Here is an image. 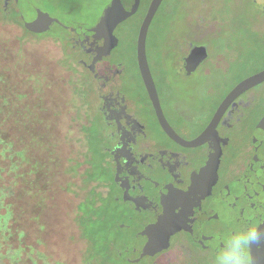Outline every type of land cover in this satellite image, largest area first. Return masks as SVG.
<instances>
[{"label": "rangeland", "instance_id": "rangeland-1", "mask_svg": "<svg viewBox=\"0 0 264 264\" xmlns=\"http://www.w3.org/2000/svg\"><path fill=\"white\" fill-rule=\"evenodd\" d=\"M150 1L139 0L137 14L123 19L135 0H121L114 16L111 12L119 0H15L10 9L22 8L16 22L36 27L43 13L54 21L49 31L24 33L19 26H0V230L4 234L10 226L12 232L20 230L13 244L43 253L53 264L106 260L110 264H216L218 254L191 240L197 239L194 219L225 186L241 177L253 158V135L264 120V83L240 99L250 104V115H244V127L235 141L219 148L221 160L205 163L214 173L195 170L184 197L171 190L172 185L160 184L161 218L169 232L159 245L138 246L127 232L105 231L103 239L116 240V252L109 257L104 243L103 252L92 256L77 224L78 206L90 190L98 189L95 183L87 184L88 170L99 165L100 140L108 133L101 130L94 74L85 70V59L77 62L84 46L74 40L94 36L105 46L111 37L98 36L105 31L106 20L122 21L114 31L116 46L109 57L98 52L94 62L121 64L124 78L112 84L111 92L128 101L139 99L141 108L128 104L125 110L142 126L151 124L134 59L137 28ZM5 4L0 0L2 18L7 17L2 10ZM201 45L207 48V60L190 76L179 73L189 48ZM146 55L167 116L182 137L191 138L231 87L264 69V0H167L149 26ZM177 111L184 120L176 117ZM153 134L148 132V138ZM227 168L228 178L223 179L220 174ZM196 174L203 179L196 180ZM189 212L193 218L188 224H178L180 216L188 213L189 218ZM95 219L101 223L98 211ZM132 221L128 217L127 225ZM12 258V253L0 248V264H26Z\"/></svg>", "mask_w": 264, "mask_h": 264}, {"label": "flooded vegetation", "instance_id": "flooded-vegetation-1", "mask_svg": "<svg viewBox=\"0 0 264 264\" xmlns=\"http://www.w3.org/2000/svg\"><path fill=\"white\" fill-rule=\"evenodd\" d=\"M10 3L16 2L15 0H8L7 4L9 6ZM21 10L22 8L18 6V8H13L10 13L20 15L21 13L19 11ZM86 38L82 41L74 40V42L84 46L81 52L91 63L93 60H96L97 48L101 44L97 40L95 41L92 36ZM192 47L189 48L187 54L182 59V68L178 70L179 73L185 74L186 76L192 75L208 58L207 56L195 71L187 74L184 68V59ZM134 59L137 78L143 89L142 99L147 102L152 118L151 124H143V126L130 111L127 112L125 110L128 104L141 108V101L137 98L128 101L121 94L111 92L112 84L124 78L123 69L120 67L121 64L114 62L112 64L110 62L111 65H108L106 63L98 64L95 62L92 71L86 67L87 70L94 74L98 85L101 102V107L98 110L102 116L100 122L101 130L104 132L107 131L108 133V137L105 140H100L99 144V159L101 165L107 169L108 175L104 180H100L97 184H94L98 188L95 191L99 197L109 198V200L114 201L115 206L123 213L124 223H122L120 229L122 232H127L130 235L132 233L134 234L136 229L143 228L146 224L154 223L161 218L164 207L160 200V184L172 185L171 190L177 191V193L182 194L184 197L189 190L191 177L196 172L195 170L205 168V172H213L205 167V163L212 162L215 159L220 161L222 153L219 152V148L224 145L227 147L228 140L235 141V135L242 131L244 127L242 119H244V115H250V104L240 99L254 88L245 91L233 100L223 114H221L211 135L203 143L197 146H184L170 138L163 130L139 73L136 56ZM153 82L162 115L167 125L184 142L194 141L207 129L221 102L238 83L223 95L211 112L207 122L197 134L186 139L177 132L174 124L167 116L161 93L154 79ZM90 114L92 115L91 112ZM176 117L180 120L185 119L184 114L179 111L176 112ZM263 126L264 120L253 135L251 150H253L254 154L245 168L244 173L239 179L225 186L215 200L194 219L195 232L200 238V243L215 254H218V252L210 243L206 242L203 231L206 235H212L216 232L220 233V237L216 240L219 241V246L224 247L226 238L236 231H230L229 227L236 225L235 222L237 223L239 221L232 210V203H234V210L241 208L247 210L246 205H251L252 209L256 211H260V207L264 203ZM151 131L154 134L149 139L147 134ZM107 141L110 147H108ZM182 150H194L195 152L188 154ZM85 169H87V166H85ZM220 177L223 179L228 178V168L220 174ZM201 179H203L202 175L196 174V180ZM128 217L133 220L131 225H127ZM133 217L135 218L133 219ZM187 217L188 213L180 216L178 224H188V221L193 218V215L189 212V218ZM217 223L219 224L218 226H216ZM227 226L228 232L226 231ZM251 249L252 251H249L250 264H264V249L257 245H253Z\"/></svg>", "mask_w": 264, "mask_h": 264}, {"label": "water", "instance_id": "water-1", "mask_svg": "<svg viewBox=\"0 0 264 264\" xmlns=\"http://www.w3.org/2000/svg\"><path fill=\"white\" fill-rule=\"evenodd\" d=\"M8 0H5V3H7ZM121 0H119L117 7L112 9L111 16L116 15L117 11L120 10ZM163 0H151L146 13L142 19V22L140 24V27L138 29L137 33V39H136V61L139 73L141 75L142 81L144 83L145 89L148 92V95L150 97V100L152 102V105L154 107L156 116L158 118L159 123L161 124L163 130L167 133V135L172 138L173 140L177 141L178 143L184 145V146H197L203 143L213 132L221 114L225 111V109L233 102L234 99H236L238 96H240L245 91L256 87L262 83H264V69L252 74L240 82H238L228 93V95L224 98V100L221 102L220 106L218 107L210 125L207 127V129L194 141L191 142H184L182 141L175 133L171 130V128L167 125L160 108V104L158 101V96L156 93L155 85L151 76V72L148 66L147 61V55H146V38L149 26L160 7ZM138 4L139 0H135V6L130 8L129 10L123 12L124 16L123 19H128L129 17L135 15L138 10ZM38 25L36 27H33L27 22H23V26L28 31H33L39 34H43L49 31L51 24L54 22L52 18L49 16L40 13L38 15ZM122 21H118L114 19L113 17H109L106 20V29L102 33V35H99L98 37H111L108 39V41L105 43V46H100L98 48V52L104 55L105 57L109 55V53L112 50V47L116 46L115 43V37L113 36V33L117 26ZM94 39H98L97 37L92 36ZM111 47V48H110ZM208 56L207 50L205 46H194L189 51L188 55L184 59V68L187 74L192 73L195 71V69L198 67V65L204 61ZM264 128V126H263ZM262 128V129H263ZM264 140V137L262 138ZM234 203H232V210L234 214L238 217L239 221L236 225H233L229 227L230 231L238 230L242 225H250L252 227H258L260 228L261 232H264V203L260 207L259 210H253L251 205H246L247 210L245 209H237L234 210ZM219 223V222H218ZM217 223L216 226L219 224ZM226 231L228 232V226L226 227ZM204 239L206 242L210 243L213 248L219 253L220 250H222L223 246H219V241L216 240L218 237H220V233L216 232L212 235H206L203 231ZM257 245L259 247H262L264 249V240L257 242ZM252 251V249H250Z\"/></svg>", "mask_w": 264, "mask_h": 264}, {"label": "trees", "instance_id": "trees-1", "mask_svg": "<svg viewBox=\"0 0 264 264\" xmlns=\"http://www.w3.org/2000/svg\"><path fill=\"white\" fill-rule=\"evenodd\" d=\"M165 1L167 0H163L159 9L162 7ZM2 10L8 13L6 14L7 15L6 18L0 17V26H6V25L7 26H19V27L24 28L23 22L21 21L16 22V20L20 18V15L18 14L15 15V14L10 13L12 10L10 9V6L7 3L2 7ZM146 10L143 13V15H145ZM23 30H24V33L27 32L25 28ZM137 31H138V28H137ZM113 36L117 39L114 33H113ZM135 56L136 55L134 54V57ZM81 59L83 60L85 59V62H86L85 67H88V69L92 71L95 60H93L90 63L88 62L89 60L87 59V57L84 54H82V58L80 57L79 60L77 59L78 61L77 60L76 61L79 62L81 61ZM85 70L87 69L85 68ZM86 98L87 97L85 94L84 100L89 103V101H87ZM88 108H90L89 110L92 113L93 112L92 106L88 104ZM92 149L94 153H97V149L95 146H93ZM90 150H91V147H90ZM99 152H100V148H99ZM91 153H92V150H91ZM99 162H100L99 165L95 164L94 166L92 165V167L89 168L88 172L90 173V182L87 184H90V183L97 184L98 181L104 180L107 177L108 175V172L106 171L107 169L103 165H101L100 159H99ZM4 189L7 190L6 188ZM111 205L112 203H111V200H109V198H101L98 196L96 191L90 190V192L85 197V200L81 202L80 205L78 206V219H80V221L77 220V224L79 226L82 237L87 242L86 252L89 251L92 254V256H97L101 252H103V248L104 249L106 248L104 243H106L109 249L107 253L109 257H110V253L115 251V249L117 248L116 240H111V239L107 240L105 238L104 240L102 237V233L105 231L113 230L117 232H122L120 228H121L122 223H124L123 213L119 211V208L117 206H115L114 211L111 212L109 209ZM94 210L96 211L95 214L92 213ZM97 211L99 212L101 223L97 222L95 219V217L97 216ZM10 213L12 214V210H10ZM12 216L13 215H11V218ZM14 223H16L15 219L13 220V222H11V224H14ZM12 229L14 228L10 226L8 234H4L0 230V248L1 247L4 248L5 252H7L9 255L10 253H12L13 254L12 259L16 260L15 262L23 261L26 264H33V263H37V261H40L41 264H53L47 260L46 256L43 253H36V252H32L31 250L27 251L26 249H23L20 246V243L18 242H17V245H14L13 243L15 241H18L17 240V238L19 237L18 234H20L21 231L15 230L14 232H12ZM167 229L168 227L165 226L163 218L162 219L160 218L154 223L146 224L143 228H140V230L136 229V231H134L135 234L133 235L132 233L130 238L131 240H133L135 245L142 246L145 244V246L152 247L153 245H159L160 238H164V236L169 232ZM196 237L197 239L194 236H192L191 240L193 242H199L200 238L197 235ZM122 247L123 246H121V248ZM110 263H111L110 260H106L105 262L101 264H110ZM54 264H60V263H54Z\"/></svg>", "mask_w": 264, "mask_h": 264}, {"label": "clouds", "instance_id": "clouds-1", "mask_svg": "<svg viewBox=\"0 0 264 264\" xmlns=\"http://www.w3.org/2000/svg\"><path fill=\"white\" fill-rule=\"evenodd\" d=\"M264 240L260 228L242 225L225 240L216 257V264H250L249 251L254 244Z\"/></svg>", "mask_w": 264, "mask_h": 264}]
</instances>
